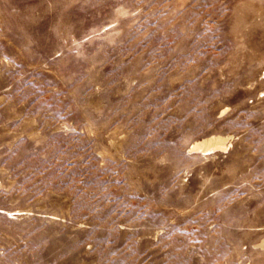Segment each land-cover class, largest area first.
Listing matches in <instances>:
<instances>
[{"label": "rangeland", "instance_id": "374dc122", "mask_svg": "<svg viewBox=\"0 0 264 264\" xmlns=\"http://www.w3.org/2000/svg\"><path fill=\"white\" fill-rule=\"evenodd\" d=\"M0 264H264V0H0Z\"/></svg>", "mask_w": 264, "mask_h": 264}, {"label": "bare ground", "instance_id": "6f19581e", "mask_svg": "<svg viewBox=\"0 0 264 264\" xmlns=\"http://www.w3.org/2000/svg\"><path fill=\"white\" fill-rule=\"evenodd\" d=\"M227 146L226 138L220 135H210L192 146L202 152H210L215 149H224Z\"/></svg>", "mask_w": 264, "mask_h": 264}]
</instances>
